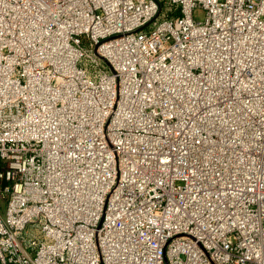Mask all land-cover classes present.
I'll list each match as a JSON object with an SVG mask.
<instances>
[{"label": "built area", "instance_id": "1", "mask_svg": "<svg viewBox=\"0 0 264 264\" xmlns=\"http://www.w3.org/2000/svg\"><path fill=\"white\" fill-rule=\"evenodd\" d=\"M0 264H264V0H0Z\"/></svg>", "mask_w": 264, "mask_h": 264}, {"label": "rangeland", "instance_id": "2", "mask_svg": "<svg viewBox=\"0 0 264 264\" xmlns=\"http://www.w3.org/2000/svg\"><path fill=\"white\" fill-rule=\"evenodd\" d=\"M163 8H164V7H163ZM194 16H195V17H198V19H199V18H202L201 11H195V12H194ZM28 233H29V231H28Z\"/></svg>", "mask_w": 264, "mask_h": 264}]
</instances>
